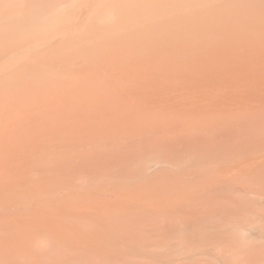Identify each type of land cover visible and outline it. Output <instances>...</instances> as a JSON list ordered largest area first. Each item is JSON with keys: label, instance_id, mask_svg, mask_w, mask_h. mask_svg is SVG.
I'll return each instance as SVG.
<instances>
[{"label": "bare ground", "instance_id": "1", "mask_svg": "<svg viewBox=\"0 0 264 264\" xmlns=\"http://www.w3.org/2000/svg\"><path fill=\"white\" fill-rule=\"evenodd\" d=\"M211 105L226 114L222 126L240 123L237 112H264V0H0V210L20 211L0 216L1 236H15L0 238V264H138L132 252L96 253V235L42 234L44 212L35 209L66 205L74 218L110 221L127 218L116 204L146 207L118 191L129 178L154 188L152 178L173 172L144 159L127 168L129 178L118 175L131 141L140 144L130 123L203 125L223 114ZM70 173L90 177L72 183ZM193 201L148 203L165 210Z\"/></svg>", "mask_w": 264, "mask_h": 264}, {"label": "rangeland", "instance_id": "2", "mask_svg": "<svg viewBox=\"0 0 264 264\" xmlns=\"http://www.w3.org/2000/svg\"><path fill=\"white\" fill-rule=\"evenodd\" d=\"M258 102L257 104H260ZM215 107L208 106V110L211 108L213 113L215 111L223 113L221 106L215 105ZM237 114L238 118L240 117V123L229 126H222L221 121L227 119L224 113L217 119L212 118L213 116L203 119V125L194 121L190 125H185L183 120L177 123L162 121L130 123L133 132L127 131L128 135L137 134L140 144L138 143L137 146L135 144L137 141L134 142L131 138L133 144L130 143V147L132 144L133 148L130 149H137V151L131 155L132 150L128 147L130 155L128 154L129 156L118 166L120 167L118 175L122 179L129 178L131 172L127 168L135 166L144 159L150 160L151 164L158 162L167 165L173 173L152 178L156 182L154 188H144L143 179L129 178L128 182L132 181V183L118 191V194L126 193V199L136 198L147 204H145L146 207L129 204L114 205L117 211L126 213L127 218H114L107 221L102 217L96 219L94 215V219L93 217L79 219L71 215L70 206L52 204L37 207L35 211L38 212L40 209L44 212L42 215L46 225L44 223L45 226L42 227V234L59 233L63 237L72 238L71 240L91 239L95 238L93 235H96V253L105 251L110 254L114 251H124L130 254L132 252V255L140 259L136 261L138 264L152 262L156 264H264V112L246 115L237 112ZM187 128L189 135L185 133ZM124 132L126 134V130ZM121 134H118L119 137L116 135L118 139L121 138ZM126 140L123 139V141ZM63 159L60 161L64 163ZM64 164L63 166L67 165L66 167L70 170L68 163ZM69 166L71 167L72 164ZM112 166H115L114 163L109 161L105 173L100 176L106 177L108 169ZM250 167H258V170L253 172ZM53 172H50L51 181L55 177ZM74 175L70 181L72 183L77 178L80 180L81 177L83 182L86 177H90L86 173H84L85 179L82 174ZM37 176L34 177L42 180ZM58 177L63 176L60 174ZM48 178L43 180H50ZM59 180L57 179L60 183L63 181ZM212 182L220 183L221 187L217 190L204 188ZM130 185L133 186L130 187ZM233 187L248 192V194L245 193L251 200L249 201L248 198L249 202L246 200L242 202L241 197V201L237 197L234 198L235 195L238 196L239 191ZM234 190L237 193L235 195ZM100 196L103 197V195ZM183 196H191L194 201L187 203L184 207L165 210L155 209L148 203L159 198L165 200L167 197L181 198ZM15 208L13 212L20 214L18 208ZM21 208L23 207H20L22 214L27 212L30 214L34 209H31L32 211L29 209L31 212L27 209L25 212L26 209ZM10 209L0 210V214L4 213L0 216L14 214ZM116 209L101 208L99 213L111 215L115 214ZM35 211L33 212L36 213ZM3 228L0 227V238L9 236L8 238L14 240L13 233L1 236L2 232H7ZM153 256L161 257L156 260Z\"/></svg>", "mask_w": 264, "mask_h": 264}]
</instances>
